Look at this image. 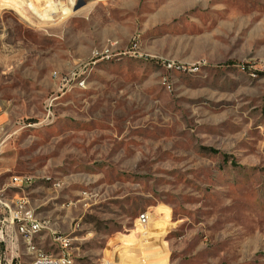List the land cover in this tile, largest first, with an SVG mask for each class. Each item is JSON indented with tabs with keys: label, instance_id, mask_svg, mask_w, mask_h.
Instances as JSON below:
<instances>
[{
	"label": "rangeland",
	"instance_id": "374dc122",
	"mask_svg": "<svg viewBox=\"0 0 264 264\" xmlns=\"http://www.w3.org/2000/svg\"><path fill=\"white\" fill-rule=\"evenodd\" d=\"M47 1L0 0V264L28 213L67 264H264V0Z\"/></svg>",
	"mask_w": 264,
	"mask_h": 264
},
{
	"label": "built area",
	"instance_id": "2783aa9c",
	"mask_svg": "<svg viewBox=\"0 0 264 264\" xmlns=\"http://www.w3.org/2000/svg\"><path fill=\"white\" fill-rule=\"evenodd\" d=\"M12 183L16 186H23L24 179L22 177H14L12 178ZM24 219H29L31 224L33 225V232H25V237H22L25 242H29V245L32 250V255H36V262H31V264H67L69 262L70 255L67 254L69 250V241L67 238L62 236H56L54 241L59 246L60 250L64 254V261H57L54 259H49V254L44 252L41 248H39L34 242L33 238L35 237V229L36 228H45V222H41L37 219H34L31 214H26ZM16 220H21L20 218H16ZM141 220L145 221V216L141 217Z\"/></svg>",
	"mask_w": 264,
	"mask_h": 264
},
{
	"label": "bare ground",
	"instance_id": "6f19581e",
	"mask_svg": "<svg viewBox=\"0 0 264 264\" xmlns=\"http://www.w3.org/2000/svg\"><path fill=\"white\" fill-rule=\"evenodd\" d=\"M27 1L29 2L31 8L34 9V10L36 11V8H34V5H33L34 2L32 3L31 0H27ZM60 4H61V3L51 2V1H47V0H46V3L44 4V7H45V8L43 9V11L40 12V11L38 10V11H36V12H38V13L41 14V15H50V14L52 13V11L57 10V9H62ZM39 6H40V5H39ZM40 7H41V6H40ZM46 8L49 9V10H46ZM63 10H64V9H63ZM59 12H60V10H59ZM52 16H53V15H52ZM63 16H64V15H63ZM40 17H41V16H40ZM145 218H146L145 221H141L142 224H147L148 217L145 216ZM28 223H29V225H28ZM28 226H29V227H28ZM20 230H21V232H22L23 234H25V232H33V225L31 224V221H30L29 219H27L26 224H25V225H22V226L20 227ZM40 230H41V228H36V229H35V234L38 233Z\"/></svg>",
	"mask_w": 264,
	"mask_h": 264
}]
</instances>
